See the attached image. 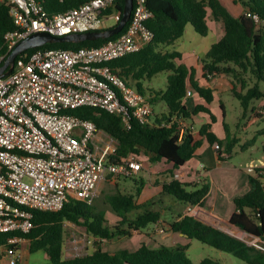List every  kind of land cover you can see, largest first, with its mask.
<instances>
[{"label":"trees","instance_id":"16d2710c","mask_svg":"<svg viewBox=\"0 0 264 264\" xmlns=\"http://www.w3.org/2000/svg\"><path fill=\"white\" fill-rule=\"evenodd\" d=\"M37 1L52 15L77 7L85 0ZM237 1L244 8V12L239 16L232 15L220 0H146V6L152 13V17L146 23L153 34L151 42L140 51L110 61L107 65L128 84H134L140 93H143L141 81H150L160 73H167L165 90L149 93L151 104L160 101L166 107L165 112L155 116L152 124L141 125L130 120V126L125 127L119 116L91 107L68 111L70 115L92 121L98 130L115 141L114 152L109 156L110 162H120L130 155H143L151 164L163 162L171 165L167 172L169 180L160 184V192L185 205L202 206L210 190V184L204 178L200 184H186L174 178V171L195 158L196 151L203 141L208 144L216 143L219 147L218 160L226 161L230 159L232 150L239 140L235 136L231 137L229 127L223 120L225 115L222 103L219 104V108L222 112L223 139H218L212 131L217 119L209 108L196 105L192 112L187 111L184 103L188 88L207 105L214 101L213 90L199 85L195 79V68L181 63L182 55L179 52H168L163 49L181 38L188 24L195 33L204 37L209 31L208 20L220 22L221 38L198 59L202 71L201 78L208 82L211 76H231L233 82L230 92L239 101L244 119L247 112L252 110L250 108L252 102L264 98V91L259 88V82H264V30H257L249 16L256 14L264 20V0ZM115 9L122 12L123 0H116ZM15 28L9 15V7L0 3V47L3 35ZM102 30L105 29L98 31ZM119 35L96 41L47 44L26 50L22 55L31 54L39 49L78 50L98 47ZM244 73H250L255 78V83L243 92L242 90L246 88L242 77ZM236 82L241 85L239 86L241 90ZM200 113L207 116V122L199 127L198 138L194 137L187 125L180 134L178 120L188 122ZM247 146L248 143L243 145ZM110 177L113 176H108ZM248 183L249 191L233 199L234 212L229 218V223L264 242V167L256 168L252 175H248ZM144 185V180L140 178L134 194H122L116 190L106 198V202L118 218L114 226L108 225L105 213L97 210L92 202L70 200L56 212H33L32 228L27 233H0V247L7 245L9 237H20L28 241V253L43 251L49 264H191L186 258V245L151 247L142 243L134 250L120 249L113 253L104 251L99 246L104 240L130 236L132 231L141 232L149 225L161 222L159 211L151 210L147 205L137 202ZM137 210L139 212L131 218V212ZM65 223L71 224L94 239V249L91 253L72 258L63 257ZM168 230L228 253L245 264H264V250L248 245L191 216H181L179 213L177 220L168 223ZM10 247L18 249L17 245ZM199 264L220 263L214 259L203 258Z\"/></svg>","mask_w":264,"mask_h":264},{"label":"built area","instance_id":"2783aa9c","mask_svg":"<svg viewBox=\"0 0 264 264\" xmlns=\"http://www.w3.org/2000/svg\"><path fill=\"white\" fill-rule=\"evenodd\" d=\"M0 3L9 7L16 26L3 35L0 67L15 44L30 34L64 36L98 31L108 29V20L115 26L121 19L116 0H85L52 15L37 0ZM249 16L257 30H264V20L256 14ZM151 17L146 0H132L127 27L117 38L98 47L20 54L12 71L0 76V233H27L33 212H56L70 200L91 203L99 183L108 176L132 178L142 169L135 155L110 162L115 141L92 121L68 111L101 109L119 116L125 127L130 126V120L141 125L153 123L149 98L107 65L151 42L153 34L146 25ZM192 92L188 88L185 97ZM178 124L182 134L185 124L181 120ZM213 148L219 149L216 143ZM195 179L200 183L202 175ZM193 207L188 205L184 215ZM165 230L157 228L160 234ZM22 240L9 237L7 245L0 247L4 264L17 263L18 249L10 245Z\"/></svg>","mask_w":264,"mask_h":264},{"label":"rangeland","instance_id":"374dc122","mask_svg":"<svg viewBox=\"0 0 264 264\" xmlns=\"http://www.w3.org/2000/svg\"><path fill=\"white\" fill-rule=\"evenodd\" d=\"M113 25L114 21L111 19L106 22L107 28H110ZM213 27L214 28L210 29L208 34L203 37L195 33L192 26L188 24L185 27L182 37L176 40L172 45L165 47L163 51H177L189 61L193 62V54L202 57L209 47L218 40L217 34H215L212 30L216 29L219 31V27L216 24ZM224 76L229 78L231 80L230 82H233L231 76ZM242 77L246 86V88L242 90L244 92L255 83V78L250 73H244L242 74ZM166 84L167 73H160L150 81L140 82L142 91L148 98L151 91L165 90ZM129 85L134 87V84L132 83ZM236 85L238 88L241 86L239 82H236ZM259 88L261 91H264V82H259ZM217 99L223 104L225 115L223 120L229 127L231 137L235 136L239 140V143L233 148L229 159L230 163L238 168V171L234 173L226 172L225 176L224 174L221 175L219 171H214L217 172L215 174L216 179L219 181L222 179V181L227 182L225 189L228 191L230 185L232 187L242 180H247V175H252V173L250 174V172L248 173V171L245 170L250 163L255 166L264 165V98L254 100L252 102L250 106L252 110L247 112L245 119H242L243 110L239 101L231 94L230 91L227 93H219ZM198 100L199 97L197 95H193L192 101L189 99L190 103L193 105L196 104ZM151 105L153 110L152 119H154L156 115L166 111L164 103L160 101H156ZM212 113L217 117V121L213 124L212 129L215 134L221 136L224 134L221 123V110L218 106L213 105ZM203 116L204 114L201 113L195 115L189 122L192 121L194 123V127L199 129L200 125L207 121V119H204ZM250 116L254 119L250 120ZM245 143H248L247 147H243ZM137 158L142 162L143 160L147 161V158L143 155L137 156ZM190 163L191 161L184 165V167L186 166L185 168H187ZM168 176V174H166V176L163 174L162 177H155L142 167L138 174L132 178L110 177L103 180L99 184L92 204L97 210H101L105 213L109 226L116 225L118 218L112 212L110 205L106 202V198L115 193L116 190H119L122 194H134L137 184L139 183V179L142 178L145 183L143 188L144 193L137 198V202L138 204L147 205L151 210L161 212V221L164 223L162 227L166 228L163 233L156 234L155 227L159 224L149 225L141 232L132 231L130 236L104 240L99 244L102 250L113 253L120 249L134 250L142 243L151 247L163 243L167 245L174 243V240L172 241L171 237L175 233L168 230V223L173 221L177 214L181 213L185 204L180 201H176L175 206L169 205L172 200L171 196L161 192H159L160 194L158 193V191H161L160 188H157L160 186V181L168 179ZM138 212V210L131 212L130 217L133 218ZM64 231V258L82 256L93 251V238L76 229L69 223L64 224ZM184 245L187 246L186 258L191 264H199L203 258L214 259L220 264H245L243 261L228 253L218 251L196 240L188 239ZM17 247L18 258L16 264H49V261L43 251L28 253L27 240L20 241V243L17 244ZM257 247L264 250V242L259 241L257 243ZM2 257L3 254L0 252V264H4V259Z\"/></svg>","mask_w":264,"mask_h":264},{"label":"crops","instance_id":"0c3cea01","mask_svg":"<svg viewBox=\"0 0 264 264\" xmlns=\"http://www.w3.org/2000/svg\"><path fill=\"white\" fill-rule=\"evenodd\" d=\"M220 1L230 11V13L234 16H239L244 12V8H243L242 4L237 0H220ZM207 24H208L209 30L214 28L213 26L215 24L218 25L219 31H217L216 29H213L212 31L215 34H217V38L219 40L222 36V30H221L220 22L208 20ZM211 25H212V27H211ZM192 57H193V59H192L193 62L189 61L186 57H184L182 55L181 63H183L187 67L195 68V70H196L195 79L198 81L199 85L209 87L210 89L213 90L214 101L211 105H207L195 92H192V95L186 98V101L184 104H185L188 112H192L193 108L196 105H203L206 108H209L210 111L212 112V106L213 105H216L219 107V104L222 103L221 101H219L217 99L218 94L219 93H227L231 90V82H230L231 80L229 78L225 77L224 75H215V76L209 77V81L206 82V80L204 78H201V73H202L201 65L198 63V59L200 57L196 54H193ZM193 95L194 96L197 95L199 97V100L194 105L192 103H190V101L193 100ZM189 99H190V101H189ZM221 117H222V112H221ZM203 118L207 119V116L204 114ZM245 118H246V116H245ZM154 119H155V117H154ZM216 119H217V117H216ZM253 119L254 118H252V116H250V120H253ZM206 122L207 121H205L204 123H206ZM204 123H202V124H204ZM184 124H185V126L187 125L188 127H190L194 137L198 138V129L194 127V125H193L194 123L192 121L191 122L184 121ZM212 131H213V129H212ZM215 135L218 139H223V137H224V134L221 136H218L217 134H215ZM213 145L214 144H208L206 141H203V144L201 145V147L196 151L195 158L191 160L190 165L187 166V168H185L186 166L185 167L183 166L184 168L181 167L180 169L174 171V175H178V180H180L186 184H200V183H197L196 179H195L198 174L202 175V178L207 179V181L210 184V190H209V192H208V194L204 200L203 205L202 206H194L192 209V212L187 214V216H191L194 219H196V220H198L204 224L211 225V226H213V227H215V228H217V229H219L225 233H228L229 235L245 242L248 245H252V246L257 247V243L259 241H261L260 239L253 237L251 235H248L244 231L238 229L237 227H235L229 223V218L232 215V213L234 212L233 199L236 197L242 196L249 191L250 186H249V183L247 181L248 175H247V180H242V181L238 182L239 185H238V183L233 185L232 187L230 185V188L227 191L225 189L227 182L222 181V179L220 181L218 179H216L215 174L217 172H214V171H219V173L221 175L224 174V176H225L226 172L234 173V172L238 171V168L235 167L234 165H232L230 163L229 159L226 161H219L217 158V151L214 150ZM189 162H187L186 164H188ZM251 162H253V161H251ZM142 167L145 170H147V172H149L150 174H153L155 177H162L163 174H165V176H166V174H168L167 173L168 170L171 169V165H169V164H165L163 162L151 164V163L147 162L146 160L145 161L143 160ZM261 167H264V165L255 166L252 163H250L246 167L245 170L252 169L253 172H250V174H251V173H254V170L256 168H261ZM168 180H169V176H168V179L160 181V184L163 182H167ZM157 188H160V190H161V186H158ZM159 192L160 191H158V193ZM143 193H144V190H142V193L140 194V196ZM169 203H170V201H169ZM169 205L175 206L176 201L172 199L171 204H169ZM187 206L188 205L184 206L183 210L180 213L181 216H183L185 214ZM178 215L179 214L176 215L174 220L178 219ZM161 217H162V215H161ZM160 223H161V225H160ZM160 223H157L159 225L157 227H155L156 228L155 229L156 234H159L157 231V228L158 227L161 228L162 225H164V223L162 221ZM171 240L172 241L174 240L173 241L174 243L171 245H167L164 243L160 244V245H166V246H172L175 244L184 245V243L188 241V238L184 235H181V234H173V236L171 237ZM153 247H155V246H153Z\"/></svg>","mask_w":264,"mask_h":264},{"label":"water","instance_id":"95a60500","mask_svg":"<svg viewBox=\"0 0 264 264\" xmlns=\"http://www.w3.org/2000/svg\"><path fill=\"white\" fill-rule=\"evenodd\" d=\"M132 10V0H123V9L119 22L108 29L102 31H89L77 34H69L64 36H53L45 32H37L26 36L18 41L11 52L8 54L3 65L0 67V76L9 74L12 71L14 61L17 56L29 49L42 47L47 44L59 43H80L83 41H96L115 36L124 29L129 21Z\"/></svg>","mask_w":264,"mask_h":264}]
</instances>
